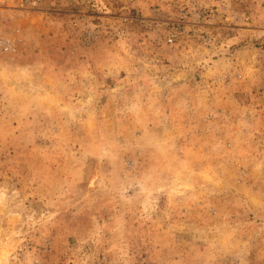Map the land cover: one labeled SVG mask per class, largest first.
<instances>
[{
  "label": "rangeland",
  "instance_id": "374dc122",
  "mask_svg": "<svg viewBox=\"0 0 264 264\" xmlns=\"http://www.w3.org/2000/svg\"><path fill=\"white\" fill-rule=\"evenodd\" d=\"M0 264H264V0H0Z\"/></svg>",
  "mask_w": 264,
  "mask_h": 264
},
{
  "label": "built area",
  "instance_id": "2783aa9c",
  "mask_svg": "<svg viewBox=\"0 0 264 264\" xmlns=\"http://www.w3.org/2000/svg\"><path fill=\"white\" fill-rule=\"evenodd\" d=\"M8 49H9V46L5 42L0 40V51H6Z\"/></svg>",
  "mask_w": 264,
  "mask_h": 264
}]
</instances>
